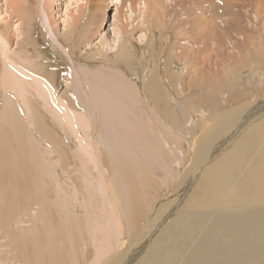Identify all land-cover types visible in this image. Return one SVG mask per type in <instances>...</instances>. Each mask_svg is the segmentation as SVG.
<instances>
[{
    "label": "rangeland",
    "instance_id": "1",
    "mask_svg": "<svg viewBox=\"0 0 264 264\" xmlns=\"http://www.w3.org/2000/svg\"><path fill=\"white\" fill-rule=\"evenodd\" d=\"M39 31L48 39L42 41ZM0 35V127L21 117L22 139L34 148L27 160L31 157L37 164V178L27 186L16 184L8 169L0 173V258L7 252L3 259L13 262L82 264L87 255L86 264L91 258L98 264V253L105 263L114 252H99L108 243L125 250L168 192L189 179L192 141L215 135L232 116L264 97V0H0ZM54 38L68 43L65 51L51 49ZM35 39L54 60L36 57H44V51L31 49ZM74 42L79 49L69 55L66 51ZM27 58L33 65L42 64L31 67ZM11 59L29 69L14 66ZM46 64L60 74L57 102L40 86L43 78L32 73L45 72ZM151 79L154 89L165 91L164 115L145 93ZM22 98L34 101L32 107L51 126L53 148L37 132L36 119L25 118ZM70 102L69 114L62 112ZM262 119L264 114L210 161L212 166L222 162L217 178L221 189L216 190L221 200L215 192L209 207L188 201L138 264H264V181L251 174L255 166L264 165ZM243 134L246 140L238 143ZM237 143L234 153L240 159L231 162L229 153ZM36 187L48 190L47 195ZM130 188L134 197L138 194L134 202ZM44 207L52 209L53 230L60 234L48 235L50 241L38 230L44 229Z\"/></svg>",
    "mask_w": 264,
    "mask_h": 264
},
{
    "label": "bare ground",
    "instance_id": "2",
    "mask_svg": "<svg viewBox=\"0 0 264 264\" xmlns=\"http://www.w3.org/2000/svg\"><path fill=\"white\" fill-rule=\"evenodd\" d=\"M14 3V2H13ZM143 6V5H142ZM145 8V7H144ZM13 14V13H12ZM9 16V15H8ZM10 17V16H9ZM99 25V24H98ZM100 26V29H101V26H102V23H101V25H99ZM98 26V27H99ZM96 27V26H95ZM202 28V30L204 29V26H201ZM235 27H237V26H235ZM233 28V27H232ZM238 28V27H237ZM20 29V28H19ZM99 31V30H98ZM97 31V32H98ZM237 31H239V30H237ZM236 34H237V32H236ZM238 34H240V33H238ZM250 34V33H249ZM202 36H203V34H201ZM248 36V35H247ZM0 37H2L1 35H0ZM39 38H41L42 39V41L44 40L45 41V39L47 40L48 38H46V36L44 37L42 34H41V32L39 31V36H38ZM204 37V36H203ZM250 39H252V38H250ZM6 40V39H5ZM239 40V39H238ZM43 44V43H42ZM41 42H39V40L38 39H35V40H33V41H31L30 42V47H31V49L32 50H34V49H38V50H41L42 48H43V46L41 47ZM51 45V49L52 50H54V49H56L55 48V46H58V48H61L62 50H64L65 51V48H64V45H68V43L66 44V43H63V45H62V43H60L59 41H58V39L57 38H54V40H53V42L52 43H50ZM241 44V43H240ZM203 45V44H202ZM86 46H88V44L86 45ZM205 47L204 48H206V44L204 45ZM241 46V45H240ZM248 46V45H247ZM200 47H202L201 45H200ZM198 45L195 47V49H198V50H201V48H200ZM243 47V46H242ZM246 47V46H245ZM29 48V47H28ZM203 48V49H204ZM257 48V47H256ZM263 48V47H262ZM79 48H78V46L75 44V42L74 43H72V44H70L69 45V51H66V53H68L69 55H71L73 52L75 53L77 50H78ZM238 49V48H237ZM247 49V48H246ZM250 49V48H249ZM248 49V50H249ZM32 50H31V52H32ZM35 51V50H34ZM43 51H44V57L43 56H41V54H39V53H36V57H38V58H42L44 61L45 60H54V57H53V54L51 53V51H46L45 50V48H43ZM256 51V50H255ZM207 53V52H206ZM251 53V52H250ZM258 53H260V52H258ZM213 54V53H212ZM252 54V53H251ZM248 55V54H247ZM67 56V55H66ZM130 56V55H129ZM252 56V55H251ZM254 57H258V56H254ZM262 57V56H261ZM264 57V56H263ZM201 58V57H200ZM242 58V57H241ZM240 58V59H241ZM259 58V57H258ZM36 59V58H35ZM176 59V58H175ZM244 59V58H243ZM252 59H253V57H252ZM12 60V61H11ZM10 61H11V63L14 65V66H16V64H15V59L13 60V59H11ZM199 60V59H198ZM215 60V59H214ZM235 60H236V58H235ZM251 60V59H250ZM21 61H23V59L21 60ZM263 61V60H262ZM27 62L31 65V67H34V65H39V64H42V62L40 61V62H37L36 64H34L33 65V63H32V61H30V59L29 58H27ZM94 62H98V59H95L94 60ZM194 62V61H193ZM256 62V61H255ZM196 63V62H195ZM243 63V62H242ZM20 65H21V63H19ZM211 64V63H210ZM212 64H214V63H212ZM255 64V63H254ZM18 66V67H22L23 69H29V65H26V67L25 66ZM79 65V64H78ZM84 65V64H83ZM249 65V64H248ZM247 65V66H248ZM261 65V64H260ZM16 66V67H17ZM215 66V65H214ZM217 66V65H216ZM242 67H243V65H242ZM261 67V66H260ZM262 67H264V66H262ZM178 68V67H177ZM216 68H218V67H216ZM239 68V67H238ZM46 71L45 72H43L41 69H38V70H34V72H32L34 75H37V76H39V77H41V78H43L42 79V81L43 82H40V86L42 87V89L45 91V93L46 94H50L51 96H52V98L54 99V100H56V102H57V96H56V89H57V87H56V84H57V75L56 74H58L59 73V71H53L52 70V65H47L46 64ZM180 69V68H179ZM44 70V69H43ZM214 70H215V68H214ZM242 70V69H241ZM166 71V70H165ZM171 71V70H170ZM176 72V71H175ZM217 72V71H216ZM230 72V71H229ZM263 72V71H262ZM24 74V76H26V77H29V75L30 74H27L26 72H23ZM168 73H169V71H168ZM165 74H166V72H165ZM5 75V74H4ZM58 75H60V74H58ZM84 75V74H83ZM168 75V74H167ZM188 75V74H187ZM260 75V74H259ZM238 77V76H237ZM82 78H83V76H82ZM85 78V77H84ZM150 78H152V77H150L149 76V79ZM239 78H241V77H239ZM245 78V77H244ZM264 78V77H263ZM153 79H154V76H153ZM7 80V79H6ZM25 80V79H24ZM241 80H242V78H241ZM26 81V80H25ZM152 81V79L151 80H148V82L146 83V85H145V93H147V96L148 97H150V100H152L153 101V103L155 104V109L157 110V113H159V114H165L166 113V105H165V91L163 92V93H160V92H158L159 90H156V89H154L153 88V86H154V84L151 82ZM60 81H58V83H59ZM170 82V81H169ZM7 83V82H6ZM6 83H4V85L6 84ZM3 84V83H2ZM7 85V84H6ZM158 85V84H157ZM236 85V84H235ZM239 85V84H238ZM27 86V85H26ZM89 87V86H88ZM58 90H59V88H58ZM248 90V89H247ZM264 90V89H263ZM260 92H262V91H260ZM84 94H86V93H84ZM90 93H88V95H89ZM87 95V94H86ZM254 96V95H253ZM256 97H257V95H255ZM24 97V96H23ZM92 97V96H91ZM255 97V98H256ZM87 98V97H86ZM144 98V97H143ZM254 98V97H253ZM62 99H64L65 100V97H63ZM67 99V98H66ZM22 100V102H23V104L25 105L24 106V108H25V110H24V112H25V115H26V119L28 118V119H31V122L32 121H34V119H36V123H37V125L35 124V126L37 127V132L39 133V135H40V137L45 141V142H47V143H51V140H52V129H51V126L48 124V123H46L45 121H43V117L41 116V114H40V112H38V111H36L35 109H34V107H32L33 105L32 104H34V103H32V102H34V101H28V100H26V98H22L21 99ZM68 100V99H67ZM86 100V99H85ZM142 100V99H141ZM145 101H146V99H144ZM87 101V100H86ZM60 103H62V101H59ZM58 102V103H59ZM88 102V101H87ZM38 103V102H37ZM89 103V102H88ZM148 103V102H147ZM251 104H252V102H251ZM35 105H37L36 103H35ZM85 106H88V105H85ZM72 107L73 106H71V102H70V104L68 105V104H66V107L63 109V111L62 112H66V111H68L69 109H72ZM89 107V106H88ZM92 107V106H91ZM240 107V106H239ZM150 108H152V107H150ZM154 108H153V110H154ZM89 109V108H88ZM87 109V110H88ZM148 110V109H147ZM152 110V111H153ZM243 110V109H242ZM69 112H70V110H69ZM90 112H92V111H90ZM148 112V111H147ZM146 112V113H147ZM232 112V111H231ZM12 113V112H11ZM10 113V114H11ZM67 114H69L68 112H66ZM237 115H234V116H232L228 121H226L225 122V124L223 125V127H222V129L221 130H216V133H215V135H213V136H210V137H205L204 136V134H203V136H201L202 138H199L198 140H196V141H192V146L191 147H195V151H194V154L191 156V158H190V164H191V168H190V170H192L191 172V174H190V177H188L189 179L187 180V182L186 183H183L182 182V180L178 183V184H176L175 186H174V188L172 189V191L169 193L168 192V198H167V196L164 198V199H166L164 202H162V198L164 197V195H163V197L161 198H159L160 200H161V202L162 203H160L159 202V204L157 205L158 206V210H156L155 212V214L152 216V217H150V218H148V220L145 222V224L143 223L142 224V226H143V228H141V229H139L138 227H137V232H136V234L135 235H137L134 239H132V240H130V242L129 243H127V248L125 249V250H121V248L122 247H119V248H117V247H113L112 245H114L113 243H112V245H111V243H108V246H105V247H103L102 249L103 250H105V251H99V250H97V251H99L100 253H104V252H108V251H111V250H113L114 252L110 255V258H108V260H107V258L105 259V260H107L105 263L103 262V263H100V258H102L101 256H100V254L98 253V255L100 256H98V255H96V257H95V259H94V262H97L98 264H138L143 258H145V256L144 255H146V253H147V250H148V248L151 246V245H153L154 243H155V241H156V239L158 238V236L160 235V233L163 231V229H164V227H166V224L167 223H169V222H173L174 221V219H175V215L178 213V211L180 212L181 210H183V209H185V207H186V204L188 203V201H190L191 203L192 202H194V203H192L191 205H195L196 203H198V204H200V205H198V206H201L202 204H203V206H210L211 205V203H207L210 199H211V197H212V199H214L213 198V193H215V192H217V191H219L221 188L219 187V184L217 183V178H218V175H219V169H222L221 167L219 168V165H221L222 164V162H218V163H216V160L214 161L216 164L214 165V166H212L213 165V163H212V165L210 164V161L211 160H214V159H212L218 152H220L221 150H223L225 147H227L228 145H229V143H232V142H230L232 139H235L237 136H238V138H239V133H241L240 131L241 130H243V129H245L247 126H249V123H252L251 121H253V120H255L256 119V121H257V119H259V117L261 118V116L264 114V97H262L260 100L258 99V100H256V101H253V104L248 108V110H246V111H239V113H236ZM5 115V114H4ZM77 115V114H76ZM11 117H13V116H11ZM67 117V116H66ZM70 119H71V117H69ZM214 118V117H213ZM21 119V117H19V120ZM27 119V120H28ZM62 119V118H61ZM72 119H73V117H72ZM228 119V118H227ZM18 120V118H17V116L13 119V120H11L10 122V124L8 125V126H6V127H0V173H3V172H5V170H7L6 172L10 175H12L13 176V179H14V181L16 182V184L18 183V182H20L21 184H22V182L25 184V186H27L26 184H27V182H30V183H32V180L33 179H35L36 180V178H37V175H36V172H35V166H34V164L35 165H37L36 164V162L33 160V159H31V157H30V159L29 160H27V157L26 156H28V154L30 153V151H31V154H33L32 152H33V150H34V148H33V150L32 149H29L28 148V146H27V142H26V140H24V139H22V136H23V134H24V130H23V126H22V124L20 123V121ZM261 120V119H260ZM4 121V120H3ZM71 121V120H70ZM30 122V121H29ZM212 123V122H211ZM254 123V122H253ZM70 124V122L68 121V125ZM260 124V123H259ZM261 124L263 125V127H264V119H262V121H261ZM31 125V124H30ZM34 126V128H36ZM70 126V125H69ZM219 126V125H218ZM32 127V126H31ZM71 129H73V127H72V124H71ZM75 127V126H74ZM152 127V126H151ZM208 127V130H209V128L211 127H209V126H206V128ZM262 126H259V129H261L262 130V128H261ZM51 130H50V129ZM68 128V127H67ZM199 128V127H198ZM205 128V127H204ZM201 129V128H200ZM255 129V128H254ZM70 130V129H69ZM257 130V129H256ZM146 131V130H145ZM250 131V130H249ZM263 131V130H262ZM45 132H48L47 133V135L45 134ZM155 132V131H154ZM11 133V134H10ZM203 133H205V135L207 134V130L205 131V132H203ZM211 133V132H210ZM244 133V132H243ZM57 134V133H56ZM73 134H76V131H75V133H73ZM249 134L250 133H248V131H247V135H246V133H245V135L247 136V137H250L249 136ZM38 135V136H39ZM52 135V136H51ZM55 135V134H54ZM84 135V134H83ZM244 135V134H243ZM242 135V136H243ZM243 136L244 138H241V140L238 142V143H242V141H245L246 139H245V137L246 136ZM262 135V134H261ZM30 136H31V134H30ZM92 136V135H91ZM260 136V135H259ZM46 137H48V138H46ZM76 137V136H75ZM82 137V136H81ZM246 137V138H247ZM84 138V137H83ZM81 139V138H80ZM163 139V138H162ZM257 139V138H256ZM28 140V139H27ZM264 140V139H263ZM262 140V141H263ZM232 141H234V140H232ZM236 141H237V139H236ZM78 142L79 143H81L79 140H78ZM83 142V141H82ZM92 142H93V140H92ZM29 143V142H28ZM238 143L236 144V147L234 148V149H232V151H230L231 152V154L229 153V155H230V157H229V159L231 160V162H232V160H234L235 158L237 159V158H239V155H237L236 153H234V151L235 152H237V148H238ZM93 144H95V143H93ZM249 144V143H248ZM51 145V147L53 148L54 146H52V143L50 144ZM49 145V146H50ZM80 145V144H79ZM85 145V144H84ZM48 146V145H47ZM82 146V145H81ZM86 146H88L87 144H86ZM96 146V145H95ZM242 146V145H241ZM262 152L264 151L263 150V148H264V143H262ZM59 147V146H58ZM245 147V146H244ZM248 147V146H247ZM46 148H48V147H46ZM83 148V147H82ZM192 149V148H191ZM46 150H48V149H46ZM51 150V149H50ZM240 150H241V148H240ZM57 151V150H56ZM99 151V150H98ZM244 151V150H243ZM49 152H52V151H49ZM87 152V151H86ZM245 152V151H244ZM59 153V152H58ZM90 153V152H89ZM179 153H180V155H181V152L179 151ZM239 153V152H238ZM264 153V152H263ZM224 154V153H223ZM228 154V153H227ZM71 155V154H70ZM95 155V154H94ZM187 155V154H186ZM35 156V155H34ZM92 156V155H91ZM97 156V155H96ZM182 156V155H181ZM188 156V155H187ZM226 156V155H225ZM263 157H264V154L262 155ZM52 157V156H51ZM65 157V156H64ZM67 157V156H66ZM95 157V156H94ZM257 157V156H256ZM260 157H261V154H260ZM82 158V157H81ZM80 158V159H81ZM97 158V157H96ZM185 158V157H184ZM258 158V157H257ZM73 159V158H72ZM94 159V158H93ZM228 159V158H227ZM235 159V160H236ZM240 159V158H239ZM243 159V158H242ZM261 159V158H260ZM264 158H262L261 160H263ZM78 160V159H77ZM88 160V159H87ZM248 160V159H247ZM252 160V159H251ZM30 161V162H29ZM97 161H98V159H97ZM101 161V160H100ZM237 161V160H236ZM83 162V161H82ZM87 162V161H86ZM181 162V161H180ZM187 162L189 163V161L187 160ZM88 163V162H87ZM96 163V162H95ZM261 163V162H260ZM104 164V163H103ZM234 164V163H233ZM251 164V163H250ZM264 164V163H263ZM85 165V164H84ZM90 165L92 166V165H94V164H92V163H90ZM100 165H101V163H100ZM235 165V164H234ZM243 165V164H242ZM15 166H17L16 168H13V167H15ZM77 166V165H76ZM104 166V165H103ZM124 166V165H123ZM142 166V165H141ZM183 166H184V164H183ZM224 166V165H223ZM227 166V165H226ZM236 166V165H235ZM94 167V166H93ZM100 167V166H99ZM110 167V166H109ZM225 167V166H224ZM233 167V166H232ZM237 167V166H236ZM53 168V167H52ZM72 168V167H71ZM81 168V167H80ZM95 168V167H94ZM102 168V167H101ZM55 169V168H54ZM68 169V168H67ZM93 169V168H92ZM141 169V168H140ZM152 169V168H151ZM86 170V169H85ZM99 170V169H98ZM97 170V171H98ZM105 170L106 171H108L107 169H103L102 171H104L105 172ZM187 170V169H186ZM101 171V172H102ZM99 172V171H98ZM109 172V171H108ZM107 172V173H108ZM129 172H131V171H129ZM180 172V171H179ZM78 173H79V171H78ZM100 173V172H99ZM99 173H98V175H99ZM106 173V174H107ZM221 173V172H220ZM73 174V173H72ZM103 174H105V173H103ZM184 174V173H183ZM186 174V173H185ZM252 176L255 178V179H259V181L261 180V181H264V165L262 166H255V168H253V170H252ZM6 175V174H5ZM84 175V174H83ZM94 175V174H93ZM107 175H109V174H107ZM114 175H115V173H114ZM222 175H224V174H222ZM221 175V178L223 177ZM85 176H87V175H85ZM96 176V175H95ZM105 176V175H104ZM113 176V175H112ZM130 177V175H126V177H127V179ZM107 177V176H106ZM144 177H146V178H148V174H147V171H146V173H145V176ZM181 177V176H180ZM1 178V177H0ZM74 178V177H73ZM82 178V177H81ZM99 178V177H98ZM101 178V177H100ZM150 178V177H149ZM229 178V177H228ZM6 179V178H5ZM61 179V178H60ZM71 179V178H70ZM70 179H68V180H70ZM107 179V178H106ZM122 179V178H121ZM133 179V178H132ZM1 180H3L2 178H1ZM84 180V179H83ZM148 180V179H147ZM150 180V179H149ZM148 180V181H149ZM223 180V179H222ZM4 181V180H3ZM71 181V180H70ZM101 181H103V180H101ZM134 181V180H133ZM131 182L130 183V181H126V182H129L130 183V185H132V184H134V182ZM147 181V183H149ZM185 181V180H184ZM11 182V181H10ZM13 182V181H12ZM86 182V181H85ZM29 183V184H30ZM72 183V182H71ZM97 183V182H96ZM107 183V182H106ZM146 183V184H147ZM150 183H151V181H150ZM5 184V183H4ZM4 184H2V186L4 185ZM99 184H101V183H99ZM110 184V183H109ZM108 184V185H109ZM113 184V183H112ZM127 184V183H126ZM221 184V183H220ZM36 185V184H35ZM70 185V184H69ZM154 185H155V183H154ZM7 186V185H6ZM5 186V187H6ZM10 186V185H9ZM8 186V187H9ZM18 186H20V184L18 185ZM18 186H17V188H14V190H16V191H18ZM23 185H21L20 187H22ZM32 186H33V184H32ZM135 186V185H134ZM140 186V185H139ZM150 186V185H149ZM152 186V185H151ZM19 187V188H20ZM35 187V186H34ZM82 187V186H81ZM99 187V186H98ZM27 188V187H26ZM40 188V187H39ZM129 188V187H128ZM149 188H151V187H149ZM148 188V189H149ZM156 188V187H155ZM155 188H152V189H155ZM158 188V187H157ZM23 191H24V189H23V187L21 188ZM29 189H30V191L31 192H34V191H32V187H29ZM74 189H76L75 187H74ZM103 189H104V187H103ZM102 189V190H103ZM141 189H143V187L141 188ZM161 189V188H160ZM223 189H225V188H223ZM5 190L7 191V189L5 188ZM12 190V189H11ZM28 190V189H27ZM34 190L37 192V191H39V192H41V195L43 196V194H45L46 192L48 193V190H45V188H40V190H38V187H36V188H34ZM129 190V198H130V200H134V198L136 197V195H138L137 193H136V195H135V197H134V195H133V193H135L134 191L135 190H133L132 188H130V189H128ZM157 190H159V189H157ZM217 190V191H216ZM226 190V189H225ZM228 190V189H227ZM226 190V191H227ZM10 191V190H9ZM22 191V192H23ZM101 191V190H100ZM105 191V190H104ZM103 191V192H104ZM136 191H139L138 190V188H137V190ZM146 191V190H145ZM149 191H151V189L149 190ZM2 192V191H1ZM12 192V191H11ZM30 192V193H31ZM35 192V193H36ZM106 192V191H105ZM140 192V191H139ZM147 192V191H146ZM159 192V191H158ZM157 192V193H158ZM228 192V191H227ZM226 192V193H227ZM229 192H231V191H229ZM15 193V192H14ZM23 193H25V192H23ZM30 193H28V195L30 194ZM47 193H46V195H47ZM163 193H164V191H163ZM2 195H3V193H1ZM26 194V193H25ZM24 194V195H25ZM34 194V193H33ZM32 194V195H33ZM36 194H38V193H36ZM154 194H156V193H154ZM161 194V193H160ZM164 194H166V191H165V193ZM170 194V195H169ZM219 193L217 192V195H218ZM230 194V193H229ZM24 195L22 196V197H24ZM148 195V194H147ZM149 195H151V194H149ZM167 195V194H166ZM173 195V196H172ZM221 191H220V194L218 195L219 197H220V200H221ZM4 196V195H3ZM12 196V195H11ZM36 196H39V195H35V197ZM45 196V195H44ZM157 196H158V194H157ZM223 196V195H222ZM234 196V195H233ZM46 197V196H45ZM45 197H44V199H45ZM147 197V196H146ZM39 198H40V196H39ZM47 198V197H46ZM189 198V199H188ZM217 198V197H216ZM227 198H228V196H227ZM243 198V197H242ZM254 198V197H253ZM29 199V202L33 199H31V197L30 198H28ZM36 199V198H35ZM109 199V198H108ZM158 199V200H159ZM186 199H188L186 202H185V200ZM211 199V200H212ZM40 201H41V199H39ZM38 200V201H39ZM93 200H94V198H93ZM136 200V199H135ZM159 200V201H160ZM223 200V199H222ZM225 200V199H224ZM113 201V200H112ZM149 201V200H148ZM157 201V200H156ZM155 201V202H156ZM202 201H204V203L202 202ZM213 201H215V200H213ZM226 201V200H225ZM134 202V201H133ZM132 202V203H133ZM136 202H138V201H136ZM150 202V201H149ZM220 202V201H219ZM122 203V202H121ZM150 203H152V202H150ZM158 203V202H157ZM3 204V203H2ZM32 204V203H31ZM85 204V203H84ZM105 204V203H104ZM138 204V203H137ZM137 204H136V206H137ZM153 204V203H152ZM156 204V203H155ZM162 204V205H161ZM42 205H44V204H42ZM76 205H78V204H76ZM107 205V204H106ZM135 205V204H134ZM190 205V206H191ZM39 206H40V204H39ZM108 206V205H107ZM133 206V205H132ZM153 206V205H152ZM156 206V207H157ZM196 206V205H195ZM30 206L28 205V208H29ZM113 207H114V205H113ZM135 207V206H134ZM133 207V208H134ZM30 208H32V206L30 207ZM30 208H29V210H30ZM138 208V207H137ZM137 208L135 207V209L137 210ZM97 209V208H96ZM211 209V208H210ZM28 210V211H29ZM101 210V209H100ZM135 210V211H136ZM189 210V209H188ZM52 209L51 208H47V207H44V209H43V214H42V216L44 217L43 218V225H44V229H42V226L40 227V226H38L39 227V229L38 230H40L41 231V233L42 232H44V234L46 235L47 234V237L49 238V240H48V238L46 237V236H42V238L45 240L46 238V240H48V241H50V237L51 236H57V234L58 235H60L59 233H57V231L56 232H54L55 230H56V228H55V230H53V227H54V225L52 226V221L54 220H52ZM131 211H133V210H131ZM130 211V212H131ZM113 212V211H112ZM133 213V212H132ZM154 213V212H153ZM135 214V213H134ZM133 214V215H134ZM112 215V214H111ZM115 215V214H114ZM116 215H117V213H116ZM214 215V214H213ZM55 216V215H54ZM139 216V215H138ZM28 217V216H27ZM56 217V216H55ZM79 217V216H78ZM133 217H135V216H133ZM213 217V216H212ZM35 218V217H34ZM118 218H119V216H118ZM143 218V217H142ZM144 218H145V215H144ZM120 219V218H119ZM133 219V218H132ZM146 219V218H145ZM38 220V219H37ZM143 220V219H142ZM135 221H136V218H135ZM134 221V222H135ZM140 221V220H139ZM54 222L55 221H53V224H54ZM58 222V221H57ZM133 222V223H134ZM202 222V221H201ZM8 223V222H7ZM68 223H70V222H68ZM72 225V223H70V226ZM136 225V224H135ZM134 225V226H135ZM138 225V224H137ZM140 225V224H139ZM11 226V225H10ZM169 226V225H168ZM4 227V226H3ZM91 227V226H90ZM105 227V226H104ZM120 228V227H119ZM1 229V228H0ZM70 235H72V237H73V233H72V231H73V229H72V227H70ZM118 229V228H117ZM121 229V228H120ZM58 230H59V228H58ZM82 230V229H81ZM3 231H4V234H5V230L3 229ZM60 231V230H59ZM97 231V230H96ZM161 231V232H160ZM49 232H51V233H49ZM98 232V231H97ZM108 232V231H107ZM125 232V231H124ZM35 233V232H34ZM92 233V232H91ZM36 234V233H35ZM51 234V235H50ZM62 234V233H61ZM3 235V234H2ZM30 235V234H29ZM33 235V234H32ZM38 235V234H37ZM48 235H50V237L48 236ZM119 235V234H118ZM135 235H133V236H135ZM6 236V235H5ZM28 236V235H27ZM83 236V235H82ZM120 236H121V234H120ZM30 237V236H29ZM36 237V236H35ZM39 237L41 238V235H39ZM44 237H46V238H44ZM121 237H123V236H121ZM125 237V236H124ZM7 238V237H6ZM25 238H27V237H25ZM107 238V237H106ZM52 239V238H51ZM55 239H57V238H55ZM71 239H73V238H71ZM85 239V238H84ZM113 239V238H112ZM29 240H31V239H29ZM28 240V241H29ZM94 240V239H93ZM36 241V238H34V242ZM116 241H117V239H116ZM32 242V241H31ZM46 242V241H45ZM84 242V241H83ZM119 242V241H118ZM18 243V242H17ZM36 243H37V241H36ZM105 243H107V241L105 242ZM123 243V242H122ZM38 244V243H37ZM102 244H104V243H102ZM31 245V244H30ZM29 245V247L30 248H32L31 246ZM39 245V244H38ZM119 245H121V244H119ZM84 246V245H83ZM71 247V246H70ZM153 247V246H152ZM66 249V248H65ZM153 249H155L154 247H153ZM38 250V249H37ZM63 250V249H62ZM83 251V250H82ZM152 251H154V250H152ZM152 251H150L149 252V254L152 252ZM199 251V250H198ZM31 252V251H30ZM38 252V251H37ZM66 252V251H65ZM73 252V251H72ZM6 254H8L7 252L0 258V264H29V263H27V262H24V263H22V262H19V261H16V262H13V261H11L10 259H3V257H5L6 256ZM148 254V255H149ZM37 255V254H36ZM102 255V254H101ZM24 256V255H23ZM34 256H35V254H34ZM33 256V257H34ZM38 256V255H37ZM36 256V257H37ZM89 256V255H88ZM147 256V255H146ZM150 256V255H149ZM84 257H87V255H85ZM83 257V259L85 260V262L88 260V259H85ZM99 257V258H98ZM104 257V256H103ZM175 257V256H174ZM88 258V257H87ZM99 259V260H98ZM67 260V259H66ZM84 260H83V262H82V264H84L85 262H84ZM26 261H27V259H26ZM34 261V260H33ZM90 261H92L93 262V260H92V258H91V260ZM92 262L90 263V264H92ZM143 263H144V261H142ZM68 263V262H67ZM86 263H88V261L86 262ZM85 263V264H86ZM141 263V262H140ZM78 264H80V263H78ZM164 264H166V263H164Z\"/></svg>",
    "mask_w": 264,
    "mask_h": 264
}]
</instances>
